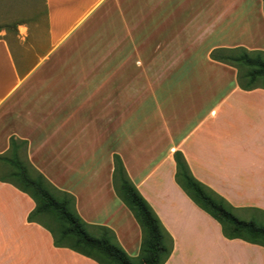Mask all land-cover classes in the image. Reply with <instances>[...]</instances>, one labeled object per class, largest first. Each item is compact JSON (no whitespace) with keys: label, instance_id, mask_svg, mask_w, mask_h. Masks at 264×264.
Returning <instances> with one entry per match:
<instances>
[{"label":"crops","instance_id":"0c3cea01","mask_svg":"<svg viewBox=\"0 0 264 264\" xmlns=\"http://www.w3.org/2000/svg\"><path fill=\"white\" fill-rule=\"evenodd\" d=\"M46 35H0V154L11 138L89 225L138 256L141 230L112 186L113 155L173 239L164 264H264L223 237L174 179V152L238 210L264 211V89L244 91L216 49L264 51V0H44ZM0 181V264H97L28 222ZM133 252L136 255H131Z\"/></svg>","mask_w":264,"mask_h":264},{"label":"trees","instance_id":"16d2710c","mask_svg":"<svg viewBox=\"0 0 264 264\" xmlns=\"http://www.w3.org/2000/svg\"><path fill=\"white\" fill-rule=\"evenodd\" d=\"M21 24L19 21L2 24L0 32H16ZM210 58L236 69L240 89H264V51L242 47L216 49ZM174 161L176 184L220 225L224 238L264 247V211L242 210L257 216L258 221L238 218L234 214L237 208L193 176L181 152H174ZM0 181L13 185L33 200L35 206L27 220L45 228L55 247L70 249L97 264H164L173 250L172 237L130 180L117 154L113 155L112 186L140 227L141 244L136 257H130L122 249L112 230L82 220L75 209V198L55 188L28 162L25 141L11 138L9 149L0 154Z\"/></svg>","mask_w":264,"mask_h":264},{"label":"rangeland","instance_id":"374dc122","mask_svg":"<svg viewBox=\"0 0 264 264\" xmlns=\"http://www.w3.org/2000/svg\"><path fill=\"white\" fill-rule=\"evenodd\" d=\"M45 1L44 0H0V25L22 22L23 28L19 29L20 34L31 41L37 36L44 37L46 35V13H45ZM18 30V27H17ZM5 31H1L0 35H3ZM14 36V30L6 32L4 37ZM235 216L243 220L256 219L257 216L250 212H244L242 210H236ZM131 255H136L134 252ZM135 257V256H133Z\"/></svg>","mask_w":264,"mask_h":264}]
</instances>
